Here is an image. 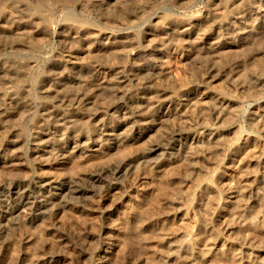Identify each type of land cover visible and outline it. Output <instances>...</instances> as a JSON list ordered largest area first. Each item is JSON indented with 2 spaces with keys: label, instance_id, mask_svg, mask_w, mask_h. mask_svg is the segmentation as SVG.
<instances>
[{
  "label": "rangeland",
  "instance_id": "rangeland-1",
  "mask_svg": "<svg viewBox=\"0 0 264 264\" xmlns=\"http://www.w3.org/2000/svg\"><path fill=\"white\" fill-rule=\"evenodd\" d=\"M57 1L0 0V29H10L8 34H3L6 36L0 33V72L4 66L16 67L21 63L17 66L18 79H5L3 73L0 74V210L3 209L1 199L9 195L11 189L30 187L39 191L41 187L36 183L42 181V177L47 180L56 176L71 181L83 180L84 176L104 166L137 159L145 148L155 144L167 147L163 149L162 160L167 174L162 171L165 175L160 176L164 178L159 176L157 183L150 180L152 183H147L151 186L149 191L142 180L138 182V177L127 175L123 170L118 185L122 190H128L127 202L111 206L109 192L112 190L99 184L94 194L75 198L73 207L70 204L69 209L67 206L51 216H57L58 221L50 218L49 211L50 203L55 201L53 193L57 186L51 187H54L53 191L49 187L44 192L47 200H39L36 204L39 210L35 207V215L30 217L31 221L38 219V225H34L37 228H32L33 224L27 226L15 216L4 218L0 211V264H31L33 261L36 264H101L100 260L104 259L102 264H264V185L259 181L264 175V122L255 119L256 113L264 115V0H240L238 4L234 0H117L115 4L114 0ZM85 2L88 5L84 6ZM67 24L86 28L97 35H92L88 41L78 36L74 42L68 40L67 43L62 36ZM14 31L21 34L20 38L12 33ZM106 38L118 42L111 52L103 48V41H108ZM88 50L93 52L87 55ZM72 55L85 61L83 68L62 67L66 58ZM241 68L245 73H240ZM46 69L52 70L48 77L45 76L48 74ZM61 71L63 75L60 76ZM44 86L52 94L56 91L57 96L45 95ZM58 86L63 91L55 88ZM201 95L213 97L211 100L218 102L216 104L224 113L228 109L230 114L228 110L224 114L218 106L211 104L206 105L209 107L204 113H198L201 108L196 99L203 98ZM46 107L50 110L47 111ZM60 130L66 134L62 136L58 133ZM196 134L202 138L210 136L202 139L204 145L199 143L206 152L201 149L200 153L204 154L199 153L198 160H193L186 146ZM110 135L121 138L119 148L109 141ZM210 137H215L216 141L210 142ZM74 146H79L81 152L86 147H99V150L96 153L83 152L88 157H84L80 150V154L75 151L79 154L78 158L76 153L75 159L65 154ZM102 156H106L105 159ZM144 168L138 169L137 173L143 171L149 175L148 172H154L153 168L147 169L149 171ZM86 178L83 183L89 181ZM237 189L240 190L239 197L233 199L236 193L231 190ZM38 215H42L41 219ZM235 230H239L238 234ZM23 234H29L34 240L29 246L23 245ZM174 236H186L190 248H177L173 243L176 238L170 240ZM26 252L33 254L26 257ZM47 255L52 257L49 259ZM42 256L47 257V261L37 263ZM24 258L32 261H24Z\"/></svg>",
  "mask_w": 264,
  "mask_h": 264
},
{
  "label": "bare ground",
  "instance_id": "bare-ground-1",
  "mask_svg": "<svg viewBox=\"0 0 264 264\" xmlns=\"http://www.w3.org/2000/svg\"><path fill=\"white\" fill-rule=\"evenodd\" d=\"M36 1V0H35ZM56 1V0H55ZM59 1V0H58ZM57 1V2H58ZM61 1H63V0H61ZM76 0H74V2H75ZM212 1H214V0H212ZM218 1V0H217ZM219 1H221V0H219ZM218 1V2H219ZM240 0H234V2L235 3H237V2H239ZM16 1H14V3H15ZM39 2V1H38ZM37 2V3H38ZM43 2H44V0H43ZM53 2V1H52ZM77 2H78V0H77ZM90 2V1H89ZM114 2V4L115 3H117L118 1L117 0H114L113 1ZM241 2V1H240ZM40 3V2H39ZM121 3V2H120ZM224 3V2H223ZM222 3V4H223ZM42 4H44V3H42ZM45 4H47V3H45ZM80 4V3H79ZM85 4H87L86 2L84 3V6H85ZM238 4V3H237ZM236 4V5H237ZM38 5H41V4H38ZM88 5V4H87ZM105 5V4H104ZM233 5V4H232ZM43 6V5H42ZM46 6V5H45ZM36 7V6H35ZM49 7H51L50 5H49ZM82 7V6H81ZM106 7V6H105ZM117 7V6H116ZM233 7V6H232ZM48 8V7H47ZM80 8V7H79ZM112 8V7H111ZM30 9V8H29ZM118 9V8H117ZM234 9V8H233ZM26 10V9H25ZM34 10V9H33ZM32 10V11H33ZM97 10V9H96ZM101 13V12H100ZM103 13V12H102ZM241 13H243V12H241ZM36 14V13H35ZM104 14V13H103ZM37 15V14H36ZM237 15V14H236ZM264 15V14H263ZM10 15H8V17H9ZM29 16V15H28ZM34 16V15H33ZM38 16V15H37ZM37 16H35V17H37ZM116 16V15H115ZM3 17V16H2ZM127 17H128V15H127ZM127 17H126V19H127ZM243 17H244V15H243ZM44 18V17H43ZM245 18V17H244ZM8 19V18H7ZM34 19V18H33ZM42 19V18H41ZM121 19V18H120ZM216 19V18H215ZM234 19H235V17H234ZM37 20V19H36ZM122 20H123V18H122ZM121 20V21H122ZM125 20V19H124ZM202 20V19H201ZM211 21V20H210ZM28 22H30V21H28ZM41 22V21H40ZM43 22V21H42ZM69 22V21H68ZM67 22V23H68ZM193 22V21H192ZM200 22V21H199ZM31 23V22H30ZM34 23V22H33ZM70 23V22H69ZM76 23H77V21H76ZM204 23V22H203ZM210 23V22H209ZM78 24V23H77ZM84 24V23H83ZM214 24V23H213ZM34 25V24H33ZM43 25V24H42ZM48 25V24H47ZM74 25V24H73ZM73 25H70V24H67L66 26L67 27H65V30H64V34L62 35V36H64L63 38H65L66 39V42L69 40V41H72V42H74V39H77L78 38V36L79 37H83L86 41H88L91 37H92V35H94V34H96L97 35V33H93V32H90L88 29H86V28H78L77 26H73ZM187 25V24H186ZM196 25V24H195ZM215 25V24H214ZM222 25V24H221ZM91 26V25H90ZM125 26V25H124ZM189 26V25H188ZM204 26V25H203ZM209 26V25H208ZM45 27H47V26H45ZM61 27V26H60ZM87 27H88V25H87ZM190 27V26H189ZM202 27V26H201ZM1 28V27H0ZM4 28V27H3ZM10 28V27H9ZM12 28V27H11ZM43 28V27H42ZM89 28V27H88ZM92 28V27H91ZM94 28V27H93ZM184 28V27H183ZM14 29V28H13ZM25 29V28H24ZM49 29V28H48ZM90 29V28H89ZM205 29V28H204ZM246 29V28H245ZM16 30V29H15ZM21 30V29H20ZM62 30V29H61ZM181 30V29H180ZM242 30V29H241ZM244 30V29H243ZM7 31L9 32L10 31V29L9 30H4V29H0V33H1V35H3L4 33H6V34H8L7 33ZM49 31V30H48ZM207 31V30H206ZM50 32V31H49ZM48 32V33H49ZM104 32V31H103ZM12 33H14V35H16L18 38H20V33H18V32H12ZM45 33H47V31L45 32ZM44 33V34H45ZM28 34V33H27ZM26 34V35H27ZM9 35H11V34H9ZM99 35H101L100 33H99ZM198 35V34H197ZM201 35V34H200ZM3 36H6V35H3ZM8 36V35H7ZM25 36V35H24ZM114 36V35H113ZM194 36V35H193ZM253 36V35H252ZM259 36V35H258ZM257 36V37H258ZM9 37V36H8ZM77 37V38H76ZM98 37V36H97ZM111 37V36H110ZM116 37V36H115ZM6 38V37H5ZM10 38H11V36H10ZM25 38V37H24ZM252 38V37H251ZM3 40H4V38H2ZM7 39V38H6ZM27 39V38H26ZM101 39V38H100ZM106 39H108V41H103L104 43L102 44L103 45V48L104 49H106L105 51H109V52H111L114 48H115V45H116V43H118V42H116L117 40H109V38H106ZM258 39V38H257ZM25 40V39H24ZM28 40H29V38H28ZM31 40V39H30ZM84 40V41H85ZM102 40H104V38H102ZM18 41V40H17ZM65 41V40H64ZM68 41V42H69ZM122 41V40H121ZM151 41V40H150ZM28 42V41H27ZM31 42V41H30ZM66 42H64V44L66 43ZM67 42V43H68ZM91 42V41H90ZM101 42V41H100ZM24 43V42H23ZM76 43V42H75ZM87 43V42H86ZM239 43V42H238ZM14 44V43H13ZM21 44V43H20ZM30 45H31V43H29ZM35 44V43H34ZM63 44V45H64ZM96 44V43H95ZM154 44V43H153ZM2 45H3V43H2ZM2 45H1V47H2ZM22 45V44H21ZM27 45V44H26ZM36 45V44H35ZM73 45V44H72ZM216 45V44H215ZM18 46H20V45H18ZM32 46H33V44H32ZM38 46H40V43H39V45ZM95 46V45H94ZM162 46H164V45H162ZM214 46V45H213ZM27 47V46H26ZM211 47V46H210ZM209 47V48H210ZM239 47V46H238ZM30 48H32V47H30ZM82 48V47H81ZM91 48V47H90ZM99 48V47H98ZM118 48V47H117ZM116 48V49H117ZM161 48V47H160ZM212 48V47H211ZM220 48V47H219ZM2 49H3V47H2ZM23 49H25V48H23ZM104 49H103V51H104ZM221 49V48H220ZM30 50V49H29ZM33 50V49H32ZM163 50V49H162ZM214 50H215V48H214ZM217 50V49H216ZM86 51V50H85ZM99 51V50H98ZM104 51V52H105ZM81 52V51H80ZM90 52L92 53L93 51H87V55L89 54L90 55ZM103 52V53H104ZM124 52V51H123ZM164 52V51H163ZM220 52V51H219ZM156 53V52H155ZM203 53V52H202ZM215 53H218L217 51L215 52ZM215 53H213V54H215ZM231 53V52H230ZM78 54V53H77ZM94 54V53H93ZM97 54V53H96ZM158 54V53H157ZM205 54V53H204ZM207 54H209V53H207ZM212 54V53H211ZM224 54V53H223ZM237 54V53H236ZM239 54V53H238ZM84 55V54H83ZM86 55V56H87ZM106 55H107V53H106ZM109 55V54H108ZM123 55V54H122ZM218 55V54H217ZM97 56H99V54L97 55ZM205 56V55H204ZM219 56V55H218ZM230 56V55H229ZM237 56V55H236ZM59 58H60V55H59ZM84 58V57H83ZM86 59H87V57H85ZM228 58V57H227ZM233 58H235V57H233ZM232 58V59H233ZM85 59V60H86ZM212 59V58H211ZM214 59V58H213ZM220 59H221V57H220ZM225 60V59H224ZM229 60V59H228ZM15 61V60H14ZM23 61V60H22ZM83 61L84 60H82V58H80L79 56H70V57H68V58H66V60H65V64H63V63H59V64H63L62 65V67H65L66 68V66L65 65H70L71 67H72V69L74 68V69H76V70H78V68H83V65H84V63H83ZM221 61V60H220ZM239 61V60H238ZM6 62V61H5ZM13 62V61H12ZM27 62V61H26ZM85 62V61H84ZM29 63V62H28ZM50 63V62H49ZM87 63V62H86ZM215 63H216V61H215ZM220 63V62H219ZM241 63V62H240ZM4 64V63H3ZM26 64V63H25ZM52 64H53V61H52ZM5 65H6V63H5ZM10 65H12V64H10ZM20 65H21V63H20ZM20 65H17V66H20ZM242 65H243V63H242ZM241 65V66H242ZM2 66V65H1ZM17 66L14 68L13 66L11 67H9V65H8V67H6V66H2L3 67V69L1 70V72H0V74L1 73H3V76H4V78L6 79V78H17L18 76H17V73H19L18 72V68H17ZM26 66V65H25ZM27 66H28V64H27ZM53 66V65H52ZM60 67H61V65H59ZM137 66V65H136ZM30 67V66H29ZM28 67V68H29ZM51 67V66H50ZM55 67V66H54ZM254 67H256V66H254ZM26 68V67H25ZM49 68V67H48ZM56 68V67H55ZM215 68H217V67H215ZM240 68V67H239ZM251 68V67H250ZM52 69V68H51ZM47 70L46 69V73H48L47 75H45V76H49V74L52 72V70ZM57 69V68H56ZM70 69V68H69ZM147 69V68H146ZM149 69H150V67H149ZM159 69V68H158ZM161 69V68H160ZM23 70V69H22ZM26 70H28V69H26ZM55 70V69H54ZM53 70V71H54ZM59 70V69H58ZM62 70V69H61ZM65 70V69H64ZM64 70H62V71H64ZM153 70V69H152ZM19 71H21L20 69H19ZM24 71V70H23ZM48 71V72H47ZM55 71H57V70H55ZM61 71V74H60V76L61 75H63L62 72ZM215 71H216V69H215ZM217 71H219V70H217ZM240 71V70H239ZM146 72V71H145ZM155 72V71H154ZM242 72V68H241V71H240V73ZM55 73V72H54ZM59 73V72H58ZM67 73V72H66ZM76 73V72H75ZM216 73V72H215ZM242 73H245V72H242ZM241 73V74H242ZM255 73V72H254ZM82 74V73H81ZM144 74V73H143ZM147 74V73H146ZM240 74V75H241ZM256 74V73H255ZM2 75V74H1ZM19 75V74H18ZM26 75V74H25ZM66 75V74H65ZM145 75V74H144ZM152 75V74H151ZM164 75V74H163ZM239 75V76H240ZM259 75H261V72H260V70H259ZM23 76V75H22ZM44 76V77H45ZM51 76H52V74H51ZM51 76H50V78H51ZM78 76V75H77ZM113 76V75H112ZM245 76V75H244ZM256 76V75H255ZM263 76V75H262ZM2 77V76H1ZM53 77V76H52ZM55 77H56V74H55ZM82 77V76H81ZM138 77V76H137ZM230 77H233V76H230ZM229 77V78H230ZM19 78H21V77H19ZM57 78V77H56ZM56 78H54L55 80H56ZM114 78V77H113ZM139 78V77H138ZM150 78V77H149ZM4 79V80H5ZM18 79V78H17ZM22 79V78H21ZM53 79V78H52ZM115 79V78H114ZM167 78H165V80H166ZM212 79V78H211ZM231 79H233V78H231ZM1 80V79H0ZM46 80V79H45ZM234 80V79H233ZM238 80V79H237ZM241 80V79H240ZM248 79L246 78V81H247ZM21 81V80H20ZM20 81H17V82H20ZM47 81V80H46ZM49 82H50V80H48ZM52 81V80H51ZM56 81H58V80H56ZM62 81V80H61ZM64 81V80H63ZM82 81V80H81ZM99 81H100V79H99ZM105 81V80H104ZM167 81V80H166ZM10 82H11V80H10ZM15 82V81H14ZM44 83H45V81H43ZM59 82V81H58ZM57 82V83H58ZM69 82V81H68ZM76 82V81H75ZM77 82H78V80H77ZM165 82V81H164ZM234 82H236L237 84H238V82L237 81H234ZM233 82V83H234ZM240 82V81H239ZM244 82V81H243ZM2 83V82H1ZM4 83V82H3ZM8 83V82H7ZM42 83V82H41ZM51 83V82H50ZM56 83V84H57ZM64 83H65V81H64ZM83 83V82H82ZM144 83V82H143ZM241 83H242V81H241ZM240 83V84H241ZM245 83V82H244ZM46 84V83H45ZM55 84V83H54ZM55 84V85H56ZM106 84V83H105ZM110 84V83H109ZM145 84V83H144ZM148 84V83H147ZM2 85V84H1ZM6 85H8V84H6ZM5 85V86H6ZM42 85H44V84H42ZM80 85V84H79ZM99 85H101V84H99ZM143 85V84H142ZM156 85V84H155ZM239 85V84H238ZM243 85V84H242ZM12 86V85H11ZM52 86H53V84H52ZM57 86V85H56ZM106 86H108V85H106ZM163 86H164V83H163ZM162 86V87H163ZM166 86V85H165ZM47 87V86H46ZM81 87V86H80ZM146 87V86H145ZM8 88V87H7ZM44 88H45V86H44ZM43 88V89H44ZM54 88V87H53ZM55 88H58L59 90H62V87H55ZM84 88V87H83ZM150 88V87H149ZM143 89V88H142ZM8 90V89H7ZM17 90V89H16ZM81 90V89H80ZM86 90H88V86H87V89ZM144 90V89H143ZM220 90V89H219ZM18 91V90H17ZM63 91V90H62ZM71 91V90H70ZM140 91V90H139ZM209 91V90H208ZM2 92V91H1ZM7 92V91H6ZM56 92V91H55ZM55 92H54V94H52V93H50L49 92V88L47 87V89L45 88L44 90H43V93L45 94V95H48L49 93H50V96H53V95H55ZM64 92H66L65 90H64ZM75 92V91H74ZM82 92V91H81ZM114 92V91H113ZM117 92V91H116ZM168 92V91H167ZM3 93V92H2ZM58 93V92H57ZM56 93V94H57ZM62 93V92H61ZM60 93V95H62ZM142 93V92H141ZM147 93V92H146ZM169 93V92H168ZM167 93V94H168ZM13 94H15V93H13ZM12 94V95H13ZM52 94V95H51ZM59 94V93H58ZM138 94V93H137ZM170 94V93H169ZM223 94V93H222ZM1 95V94H0ZM11 95V96H12ZM152 95V94H151ZM156 95V94H155ZM195 95V94H194ZM200 95V94H199ZM220 95V94H219ZM6 96H8L7 94H6ZM14 96H17V94H15ZM40 96V95H39ZM50 96H48V97H50ZM55 96H57V95H55ZM54 96V97H55ZM59 96V95H58ZM64 96V95H63ZM70 96H71V94H70ZM74 96V95H73ZM72 96V97H73ZM142 96V95H141ZM146 96V95H145ZM154 96V95H153ZM156 96H158V95H156ZM202 96V95H201ZM22 97V96H21ZM65 97V96H64ZM67 97V96H66ZM65 97V98H66ZM69 97V96H68ZM81 97V96H80ZM84 97V96H83ZM148 97V99H149V96H147ZM163 97V96H162ZM166 97H168V95L166 96ZM195 97V96H194ZM203 97V96H202ZM15 98V97H14ZM18 98H19V96H18ZM40 98V97H39ZM46 98V97H45ZM51 98H53V97H51ZM55 98H58V97H55ZM63 98V97H62ZM74 98V97H73ZM82 98V97H81ZM161 98V97H160ZM163 98H165V97H163ZM181 98V97H180ZM188 98V97H187ZM213 98V97H212ZM211 96L210 97H208V98H206V96H204L203 98H198V99H196V102H199V104H198V107H199V109L201 108V111L200 112H198V113H204L203 111H205V109H207L209 106H207V108H206V105L207 104H211V105H213L214 107H216V106H218V104H216V103H218V102H213L211 99ZM222 98V97H221ZM3 99V98H2ZM9 99H11V98H9ZM59 99H60V101H62L61 100V98L59 97ZM58 99V100H59ZM69 99H70V97H69ZM76 99V98H75ZM130 99V98H129ZM144 99V98H143ZM186 99V98H185ZM208 99V100H207ZM226 99V98H225ZM233 99V98H232ZM18 100V99H17ZM20 100V99H19ZM56 100V99H55ZM86 100V99H85ZM92 100V99H91ZM137 100V99H136ZM1 101V100H0ZM13 101V100H12ZM42 101V100H41ZM52 101V100H51ZM59 101V102H60ZM69 101V100H68ZM87 101V100H86ZM151 101H152V99H151ZM168 101V100H167ZM170 101V100H169ZM186 101V100H185ZM212 101V102H211ZM220 101V100H219ZM225 101V100H224ZM235 101V100H234ZM21 102H22V100H21ZM77 102V101H76ZM158 102V101H157ZM156 102V103H157ZM188 102V101H187ZM40 103V102H39ZM42 103H44V102H42ZM48 103V102H47ZM68 103V102H67ZM149 103H151V102H149ZM155 103V104H156ZM183 103V102H182ZM41 104V103H40ZM165 104V103H164ZM228 104V103H227ZM44 105V104H43ZM48 105V104H47ZM65 105V104H64ZM87 105H89V104H87ZM93 105V104H92ZM131 105V104H130ZM136 105H137V103H136ZM176 105V104H175ZM222 105V104H221ZM225 105H226V102H225ZM233 105V104H232ZM231 105V106H232ZM28 106H29V104H28ZM83 106H85V105H83ZM132 106V105H131ZM161 106V105H160ZM184 106V105H183ZM186 106V105H185ZM201 106V107H200ZM229 106H230V104H229ZM228 106V107H229ZM236 106V105H235ZM6 107V106H5ZM23 107V106H22ZM25 107V106H24ZM40 107H42V106H40ZM69 107V106H68ZM79 107V106H78ZM88 107V106H87ZM140 107V106H139ZM211 107V106H210ZM219 107H221V106H218V108ZM222 107H224V106H222ZM233 107V106H232ZM21 108V107H20ZM47 108V107H46ZM54 108V107H53ZM91 108V107H90ZM89 108V109H90ZM165 108V107H164ZM224 108H226V107H224ZM231 108V107H230ZM234 108H236V107H234ZM62 109H64V108H62ZM140 109H141V107H140ZM167 109V108H166ZM186 109V108H185ZM195 109H197V108H195ZM220 110H221V108H219ZM47 111H49L50 109H46ZM61 110V109H60ZM81 110V109H80ZM91 110V109H90ZM136 110V109H135ZM138 110V109H137ZM173 110V109H172ZM226 110V109H225ZM224 110V111H225ZM228 110V109H227ZM226 110V111H227ZM232 110V109H231ZM89 111V110H88ZM169 111H170V109H169ZM199 111V110H198ZM217 111H218V109H217ZM222 111V110H221ZM226 111H225V113H226ZM229 111V110H228ZM260 111V110H259ZM55 112V111H54ZM58 112V111H57ZM65 112H67V111H65ZM85 112V111H84ZM116 112V111H115ZM114 112V113H115ZM137 112V111H136ZM194 112V111H193ZM207 113H208V111H206ZM215 112V111H214ZM223 112V111H222ZM263 112V111H262ZM50 113H51V111H50ZM50 113H47L48 115L50 114ZM68 113V112H67ZM73 113V112H72ZM113 113V114H114ZM180 113V112H179ZM192 113V112H191ZM197 113V114H198ZM224 113V112H223ZM224 113V114H225ZM19 114H22V113H19ZM23 114H24V111H23ZM22 114V115H23ZM52 114H53V112H52ZM80 114V113H79ZM152 114V113H151ZM201 114H199V115H201ZM229 114H230V111H229ZM7 115H8V113H7ZM51 115V114H50ZM68 115H70V114H68ZM93 115V114H92ZM99 115V114H98ZM192 115H194V114H192ZM215 115H218V114H215ZM234 115V114H233ZM232 115V116H233ZM51 116H53V115H51ZM123 116V115H122ZM121 116V117H122ZM203 116H204V114H203ZM16 117V116H15ZM39 117V116H38ZM44 117V116H43ZM63 117V116H62ZM73 117V116H72ZM101 117H103V116H101ZM147 117V116H146ZM159 117V116H158ZM222 117V116H221ZM252 117H254V116H252ZM7 118H9V117H7ZM47 118V117H46ZM50 118V117H49ZM154 118V117H153ZM231 118V117H230ZM229 117H228V119H230ZM13 119V118H12ZM15 119V118H14ZM48 119V118H47ZM53 119V118H52ZM56 119V118H55ZM78 119V118H77ZM126 119V118H125ZM150 119V118H149ZM156 119V118H155ZM190 118H188V120H189ZM202 119V118H201ZM205 119V118H204ZM255 119L257 120V121H260L261 123L262 122H264V115H261V114H257L256 113V115H255ZM254 119V120H255ZM17 120V119H16ZM21 120V119H20ZM64 120V119H63ZM76 120V119H75ZM153 120V119H152ZM151 120V121H152ZM182 120H183V118H182ZM203 120V119H202ZM206 120V119H205ZM251 120V119H250ZM15 121V120H14ZM38 121V120H37ZM45 121V120H44ZM100 121V120H99ZM150 121V120H149ZM160 121V120H159ZM224 121H225V119H224ZM58 122V121H57ZM158 122V121H157ZM163 122V121H162ZM220 122V121H219ZM16 123H18V121L16 122ZM56 123V122H55ZM69 123V122H68ZM151 123V122H150ZM159 123V122H158ZM188 123V122H187ZM221 123V122H220ZM252 123V122H251ZM53 124V123H52ZM64 124V123H63ZM164 124V123H163ZM176 124V123H175ZM174 124V125H175ZM13 125V124H12ZM16 125V124H15ZM72 125V124H71ZM101 125V124H100ZM127 125V124H126ZM157 125V124H156ZM180 125H182V124H180ZM43 126V125H42ZM41 126V127H42ZM50 126V125H49ZM63 126V125H62ZM159 126V125H158ZM157 126V127H158ZM64 127V126H63ZM101 127V126H100ZM111 127V126H110ZM12 128V127H11ZM10 128V129H11ZM36 128H38V127H36ZM57 128V127H56ZM59 128V127H58ZM129 128V127H128ZM156 128V127H155ZM176 128H179V127H176ZM187 128V127H186ZM63 129V128H62ZM66 129V128H65ZM85 129V128H84ZM95 129H97V128H95ZM103 129V128H102ZM174 129V128H173ZM220 129V128H219ZM234 129V128H233ZM13 130V129H12ZM19 130V129H18ZM106 130V129H105ZM153 130V129H152ZM178 130V129H177ZM197 130V129H196ZM208 130H210V129H208ZM226 130V129H225ZM232 130V129H231ZM55 131V130H54ZM61 131V130H60ZM58 132V133H61V135L63 136L64 134H66L65 133V131L64 130H62L61 132ZM76 131V130H75ZM93 131V130H92ZM16 132V131H15ZM14 132V133H15ZM20 132V131H19ZM68 132V131H67ZM73 132V131H72ZM91 132V131H90ZM97 132V131H96ZM95 132V133H96ZM106 132V131H105ZM108 132V131H107ZM129 132H130V130H129ZM161 132V131H160ZM194 132H195V130H194ZM203 132H204V130H203ZM227 132V131H226ZM18 133V132H17ZM47 133V132H46ZM45 133V134H46ZM50 133V132H49ZM113 133V132H112ZM208 133V132H207ZM211 133V132H210ZM4 134H5V132H4ZM16 134V133H15ZM19 134V133H18ZM39 134V133H38ZM152 134V133H151ZM158 134V133H157ZM214 134V133H213ZM41 135V134H40ZM43 135V134H42ZM49 135V134H48ZM72 135V134H71ZM74 135H75V133H74ZM118 135V134H117ZM156 135V134H155ZM154 135V136H155ZM52 136V135H51ZM111 136V139H109V141H111V143L112 144H116V145H118L120 142H121V138L120 137H115V136H112V135H110ZM110 136H109V138H110ZM203 136V135H202ZM210 135H205L204 137L206 138H208ZM213 136V135H212ZM7 137V136H6ZM12 137V136H11ZM15 137V136H14ZM59 137H60V135H59ZM65 137V136H64ZM73 137V136H72ZM203 137V138H204ZM234 137V136H233ZM245 137V136H244ZM19 138V137H18ZM47 138V137H46ZM56 138V137H55ZM63 138V137H62ZM75 138V137H74ZM77 138H78V136H77ZM93 138V137H92ZM126 138V137H125ZM156 138H157V136H156ZM201 136H199V135H193V141L192 142H190L191 141V139L188 141V142H190L189 144H188V147L186 146V148H188L189 150H188V154H189V156L190 157H192V159L193 160H195V158L198 160V154L200 153V150L201 149H203L204 148V146H202V145H204V144H202L201 142H203L202 141V139H203ZM204 138V139H205ZM246 138H248V136L246 137ZM9 139V138H8ZM50 139V138H49ZM69 139V138H68ZM79 139V138H78ZM83 139V138H82ZM181 139V138H180ZM203 139V140H204ZM212 139V140H211ZM215 139V140H214ZM52 140V139H51ZM85 140V139H84ZM209 140H211L210 142H215L216 141V138L214 137H210L209 138ZM245 140V139H244ZM39 141V140H38ZM42 141V140H41ZM54 141V140H53ZM59 141H61V140H59ZM96 141V140H95ZM105 141V140H104ZM208 141V140H207ZM242 141V140H241ZM47 142V141H46ZM49 142V141H48ZM47 142V143H48ZM51 142V141H50ZM49 142V143H50ZM70 142V141H69ZM85 142H86V140H85ZM128 142H130V141H128ZM138 142V141H137ZM185 142V141H184ZM209 142V143H210ZM243 142V141H242ZM245 142V141H244ZM243 142V143H244ZM5 143V142H4ZM46 143V144H47ZM122 143H123V141H122ZM176 142H174V144H175ZM186 143V142H185ZM197 143V144H196ZM199 143H201L202 145H199ZM204 143V142H203ZM217 143V142H216ZM216 143H215V145H216ZM248 143V142H247ZM11 144V143H10ZM13 144V143H12ZM51 144V143H50ZM76 143H74V145H75ZM147 144V143H146ZM171 144V143H170ZM208 143H206L205 145L206 146H210V144H208ZM213 144V143H212ZM15 145V144H14ZM17 145V144H16ZM15 145V146H16ZM39 145V144H38ZM78 145V144H77ZM164 145H166V144H164ZM214 144H213V146H215ZM218 145H220L219 143H218ZM217 145V146H218ZM50 146V145H49ZM72 146H73V144H72ZM86 145H84V147H85ZM96 146V145H95ZM113 146V145H112ZM146 146V145H145ZM205 146V149L207 150L208 148ZM55 147H56V145H55ZM79 146H74V147H72L71 149L73 150V148H75L74 149V151H68L67 153L65 152V154L66 155H68V156H71V157H75V159L77 158L76 157V155L79 153L78 152V150H80V152H81V148L79 149L78 148ZM84 147H82V148H84ZM147 147V146H146ZM181 147V146H180ZM184 147V146H183ZM233 147V146H232ZM2 148V147H1ZM51 148V147H50ZM89 148V147H88ZM87 147L86 148H84L83 150H82V155L84 156L85 155V153L83 154V152H94V153H96V152H98V150H99V147L98 148H96V147H94V148H92V147H90V149H88ZM111 148H113V147H111ZM118 148H119V145H118ZM167 148V147H166ZM166 148H164V147H161V146H159V145H151V146H149V147H147V148H143L144 150L141 152V155L137 158V159H134V160H131V161H129V162H127V163H124L123 161L121 162V163H119V164H117V165H107V166H104L103 168H101V169H99V170H97L96 172H92V173H89L88 174V176H84V179L86 178V179H89V181H87L86 183H83L82 181L84 180H82V178H78L76 181H71V180H67V179H64V178H62V177H59V176H56V177H50L49 179L50 180H47V179H43V177H42V181H40L39 180V182H37L36 183V185L37 184H39V187H41L40 188V190L39 191H35L34 189H32V188H30V187H23V188H17V189H11V191H10V194L9 195H7V196H5V197H3L2 199H1V208H3V209H1L0 211H1V216L2 217H4V218H7V216H15V217H18L20 220H22V222L24 223V224H28V225H31L32 226V224H33V227L32 228H37V227H34V225L35 224H37V220H35L34 218H33V221H31L30 220V217L32 216V215H35V207H38L37 205H38V203H39V200H43V198H44V192L46 191V189H48L49 187L51 188L52 186H57V187H55V192L53 193L54 195H55V201H52V203H50L49 205H50V210L49 211H51L50 212V218H51V216H55L57 213H58V211H60V210H62V209H64L65 207H67L68 205H70L71 204V206L73 207V201L75 200V198L77 199V198H82L83 196H88V195H91V194H94L95 192H96V188L99 186V184H103V186H106V187H108V189L109 190H112V192H113V194H112V192H109V193H111V204H113V205H111V206H117L119 203L120 204H123L124 202H127L129 199L127 198V197H130V196H128V194H127V192H128V190H126V191H124V190H122V188H120V186L118 185V184H120L121 182H120V179L122 178L121 176H122V174L123 173H121V172H123V170H125V173L127 174V175H129V174H131V176H135V177H138V179H140L138 182H140L141 180H142V182L144 183V184H146V185H143V186H145L146 187V189L147 190H149V186L150 185H148L147 183H152L153 181H155V183H157L156 182V179L158 178V180H159V176L160 175H165L164 173H166V171H165V165L162 163V160L164 159V154H165V149ZM171 148V147H170ZM175 148V147H174ZM177 148V147H176ZM210 148V147H209ZM13 149V148H12ZM66 149V148H65ZM160 149H161V151H160ZM164 149V150H163ZM210 149H212V148H210ZM237 149V148H236ZM14 150V149H13ZM12 150V151H13ZM33 150V149H32ZM52 150H54V149H52ZM118 150V149H117ZM204 150V149H203ZM37 151V150H36ZM35 151V152H36ZM51 151V150H50ZM64 151V150H63ZM75 151H77V152H75ZM109 151V150H108ZM202 151V150H201ZM205 151V150H204ZM231 151V150H230ZM233 151V150H232ZM237 151V150H236ZM2 152V151H1ZM6 152H7V150H6ZM11 152V151H10ZM9 152V153H10ZM206 152V151H205ZM257 152H259V151H257ZM41 153V152H40ZM47 153V152H46ZM49 153V152H48ZM64 153V152H63ZM77 153V154H76ZM140 153V152H139ZM202 153V152H201ZM200 153V154H201ZM263 153V152H262ZM18 154V153H17ZM44 154H45V152H44ZM54 154V153H53ZM56 154V153H55ZM80 154V153H79ZM79 154L77 155L78 156V158H79ZM87 154V153H86ZM202 154H204V153H202ZM208 154V153H207ZM5 155V154H4ZM39 155V154H38ZM43 155V154H42ZM49 155H50V153H49ZM3 156V155H2ZM8 156V155H7ZM13 156H14V154H13ZM40 156V155H39ZM45 156V155H44ZM87 156V155H86ZM86 156H84V157H86ZM90 156V155H89ZM94 156V155H93ZM197 156V157H196ZM42 157V156H41ZM81 157V156H80ZM88 157V156H87ZM98 157V156H97ZM103 157V156H102ZM104 157H106V156H104ZM103 157V158H104ZM14 158V157H13ZM38 158V157H37ZM259 158V157H258ZM10 159V158H9ZM18 159V158H17ZM66 159H68V157L66 158ZM71 159H73V158H71ZM85 159V158H84ZM105 159V158H104ZM171 159V158H170ZM46 160V159H45ZM77 160H79V159H77ZM82 160V159H81ZM86 160V159H85ZM253 160V159H252ZM165 161V160H164ZM163 161V162H164ZM12 162V161H11ZM15 162V161H14ZM110 162V161H109ZM113 162V161H112ZM166 162V161H165ZM169 162V161H168ZM194 162H196V161H194ZM101 163V162H100ZM198 163H199V161H198ZM6 164V163H5ZM112 164V163H111ZM170 164V163H169ZM193 164V163H192ZM8 165V164H7ZM166 165H168V163H166ZM173 165V164H172ZM194 165H195V163H194ZM165 166V167H164ZM244 166V165H243ZM263 166V165H262ZM15 167V166H14ZM142 167H145L144 169V171H146L147 169H149V168H153L154 169V172L153 171H151V173H149L148 172V174L149 175H146L147 173H145V172H141L140 174H138L137 173V170L138 169H141ZM170 169H171V164H170ZM173 167H174V165H173ZM193 167V166H192ZM167 168V167H166ZM175 168V167H174ZM198 168V167H197ZM238 168V167H237ZM8 169V168H7ZM152 169V170H153ZM192 169V168H191ZM238 169H240V168H238ZM143 170V169H142ZM168 171H169V169H167ZM135 171H136V173L138 174V175H135L136 173H135ZM141 171V170H140ZM147 171H149V170H147ZM162 171H165L164 173L162 172ZM190 171V170H189ZM237 171V170H236ZM260 172V171H259ZM153 173V174H152ZM238 173V172H237ZM253 173V172H252ZM150 174H151V176H150ZM167 174V173H166ZM192 174V173H191ZM195 174V173H194ZM233 174H235V173H233ZM263 174H264V172H263ZM193 175V174H192ZM237 175H239V174H237ZM222 176V175H221ZM82 177V176H81ZM124 177V176H123ZM129 177V176H128ZM135 177L133 178V179H135ZM230 177V176H229ZM236 177V176H235ZM251 177V176H250ZM253 177V176H252ZM259 177V176H258ZM257 177V178H258ZM45 178V177H44ZM160 178L162 179V178H164L163 176L161 177L160 176ZM239 178H240V176H239ZM126 179V178H125ZM128 179H130V178H128ZM132 179V178H131ZM130 179V180H131ZM160 179V180H161ZM127 180V179H126ZM130 180L128 181V182H130ZM150 180H152V182H149ZM157 180V181H158ZM258 180H259V178H258ZM201 181V180H200ZM220 181V180H219ZM235 181H237V180H235ZM260 183L262 184V185H264V175H262L261 177H260ZM82 182V183H81ZM120 182V183H119ZM126 181H124V183H125ZM127 182V183H128ZM159 182V181H158ZM253 182V181H252ZM135 183V182H134ZM154 183V184H155ZM221 183H222V181H221ZM233 183V182H232ZM241 183H242V180H241ZM129 184V183H128ZM137 184V183H136ZM135 184V185H136ZM140 184V183H139ZM153 184V185H154ZM235 185H236V182L234 183ZM233 184V185H234ZM250 184V183H249ZM32 185V184H31ZM127 185V184H126ZM125 185V186H126ZM134 185V184H133ZM132 185V186H133ZM205 185V184H204ZM232 185V186H233ZM244 185V184H243ZM29 186V185H28ZM35 186V185H34ZM33 186V187H34ZM119 186V187H118ZM128 186V185H127ZM140 186V185H139ZM143 186H142V188H143ZM203 186V185H202ZM207 186V185H206ZM238 186V185H237ZM241 187H242V185H240ZM239 186V188H241ZM245 186H247V184L245 185ZM258 186V185H257ZM37 187V186H36ZM53 187V188H54ZM131 187V186H130ZM144 187V188H145ZM151 187V186H150ZM209 187V186H208ZM35 188V187H34ZM38 188V187H37ZM36 188V189H37ZM53 188H51L50 190H52ZM126 188V187H125ZM156 188V187H155ZM124 189V188H123ZM127 189H128V187H127ZM134 189V188H133ZM236 189V188H235ZM243 190H245V188L243 189ZM53 191V190H52ZM139 191V190H138ZM142 191V190H141ZM146 191V190H145ZM144 191V192H145ZM150 191V190H149ZM148 191V192H149ZM235 195H233V199H235L237 196L239 197V192H240V190L239 189H237V190H231ZM49 192V191H48ZM108 192V191H107ZM190 192V191H189ZM192 192V191H191ZM243 192V191H242ZM106 193V192H105ZM135 193H137V192H135ZM146 193V192H145ZM247 193V192H246ZM232 194V193H231ZM238 194V195H237ZM243 194V193H242ZM245 194V193H244ZM138 195V194H137ZM151 195H152V193H151ZM186 195V194H185ZM189 195V194H188ZM229 195V194H228ZM135 196V195H134ZM133 196V197H134ZM143 196H144V194H143ZM262 196V195H261ZM260 196V197H261ZM141 197H142V195H141ZM150 197V196H149ZM186 197V196H185ZM189 197H190V195H189ZM259 197V198H260ZM49 198H51L50 197V195H49ZM136 198H137V196H136ZM135 198V199H136ZM139 199H140V197H138ZM143 198V197H142ZM145 198V197H144ZM258 198V197H257ZM45 199V198H44ZM84 199V198H83ZM82 199V200H83ZM128 199V200H127ZM191 199V198H190ZM45 200H47V199H45ZM49 201H51L52 199H48ZM142 200V199H141ZM227 200V199H226ZM232 200V199H231ZM248 200V199H247ZM263 200V199H262ZM44 201V200H43ZM135 201V200H134ZM140 201V200H139ZM148 201V200H147ZM240 201H242V200H240ZM261 201V200H260ZM75 202V201H74ZM110 202V201H109ZM138 201H136V203H137ZM234 202V201H233ZM45 203V202H44ZM80 203H82V201L80 202ZM133 203V202H132ZM144 203V202H143ZM147 203V202H146ZM242 203V202H241ZM257 203V202H256ZM258 203H260L259 201H258ZM9 204H12L11 205V207H9L8 209H6L5 207H7V206H9ZM37 204V205H36ZM138 204V203H137ZM47 205V207H49L48 206V204H46ZM107 205V204H106ZM78 206H81L80 204L78 205ZM102 206V205H101ZM120 206V205H119ZM127 206V205H126ZM141 206H142V204H141ZM223 206V205H222ZM240 206V205H239ZM45 207V210H46V206H44ZM43 207V208H44ZM75 207V206H74ZM178 207V206H177ZM180 207H181V205H180ZM184 207V206H183ZM228 207V206H227ZM237 207V206H236ZM249 208H250V206H248ZM264 207V206H263ZM262 207V208H263ZM68 209L70 208L69 206L67 207ZM67 208H65V209H67ZM76 208V207H75ZM102 208V207H101ZM105 208V207H104ZM114 208V207H113ZM123 208V207H122ZM127 208H129V207H127ZM131 209H132V205H131V207H130ZM129 208V209H130ZM133 208H135V206L133 207ZM142 208V207H141ZM140 208V209H141ZM225 208V207H224ZM38 210H39V207L37 208ZM42 209V208H41ZM103 209V208H102ZM130 209V210H131ZM226 209V208H225ZM229 209V208H228ZM251 209V208H250ZM115 210V209H114ZM124 210V209H123ZM102 211V210H101ZM104 211H105V209H104ZM217 211V210H216ZM221 211V210H220ZM249 211V210H248ZM247 211V212H248ZM183 212V211H182ZM222 212V211H221ZM237 212V211H236ZM253 212V211H252ZM41 213V212H40ZM254 213V212H253ZM42 214V213H41ZM238 214H240V211H239V213ZM216 215V214H215ZM252 215H255V214H252ZM40 215H38V217H39ZM42 216V215H41ZM41 216L39 217L40 219H41ZM43 216H45V215H43ZM128 216V215H127ZM130 216V215H129ZM249 216L251 217V215L249 214ZM248 216V217H249ZM14 217V218H15ZM48 217H49V215H48ZM60 217V216H59ZM180 217V216H179ZM253 217V216H252ZM43 218V217H42ZM55 218V217H54ZM54 218L52 217L51 219H53L54 220ZM56 218H57V216H56ZM55 218V219H56ZM212 218V217H211ZM232 218V217H231ZM241 218V217H240ZM254 219V218H253ZM252 219V220H253ZM52 220V221H53ZM57 221H58V219H56ZM159 220H161V219H159ZM181 220V219H180ZM179 220V221H180ZM212 220H215V219H212ZM40 221V220H39ZM42 221V220H41ZM231 221V220H230ZM54 222V221H53ZM158 222V221H157ZM165 222V221H164ZM217 222V221H216ZM251 222V221H250ZM40 224V223H39ZM56 224V223H55ZM158 224V223H157ZM241 224V223H240ZM27 225V226H28ZM38 225V224H37ZM159 225V224H158ZM204 225H206V224H204ZM208 225V224H207ZM27 226H26V228H27ZM40 226V225H39ZM160 226V225H159ZM161 226H162V224H161ZM231 226V225H230ZM240 226V225H239ZM30 227V226H29ZM163 227V226H162ZM207 227V226H206ZM234 228V227H233ZM118 229V228H117ZM163 229V228H162ZM236 229H237V227H236ZM205 230V229H204ZM208 230V229H207ZM29 231V230H28ZM27 231V233H30L31 234V232H28ZM162 231V230H161ZM206 231V230H205ZM209 231H211V230H209ZM214 231V230H213ZM236 231V230H235ZM234 231V232H235ZM239 231V230H238ZM238 231H236V233L238 234ZM170 232V231H169ZM175 232V231H174ZM233 232V231H232ZM2 233V232H1ZM175 233H177V232H175ZM208 234H210L209 232H207ZM239 233H241V232H239ZM171 234V233H170ZM178 234V233H177ZM184 235H188V234H185V233H183ZM217 234V233H216ZM235 234V233H234ZM234 234H233V236H234ZM24 235V234H23ZM32 235V237L36 240V238H35V236H33V234H31ZM162 235V234H161ZM166 235V234H165ZM169 235V234H168ZM167 235V236H168ZM172 235V234H171ZM170 235V236H171ZM176 235V234H175ZM211 235V234H210ZM26 235H24V242H23V245L25 244H27L28 246H29V243H31V241H34V240H32V237L28 234L26 237H25ZM59 236V235H58ZM57 236V237H58ZM169 236V237H170ZM183 236V235H182ZM182 236H179L180 238H176V236H174V237H172V239H170L171 241H173V238H176L174 241H173V243H175V246L177 247V248H185V249H189L190 248V246L188 245V243L186 242V239H185V237H182ZM189 236V235H188ZM209 236V235H208ZM212 236V235H211ZM210 236V237H211ZM241 236H243L242 234H241ZM53 237V236H52ZM55 237H56V235H55ZM54 237V238H55ZM161 237H164V236H161ZM178 237V236H177ZM190 237V236H189ZM205 238V237H204ZM208 238V237H207ZM234 238V237H233ZM245 238V237H244ZM197 239V238H196ZM201 239V238H200ZM203 239V238H202ZM211 239V238H210ZM205 240V239H204ZM214 240V239H213ZM248 240V239H247ZM250 240V239H249ZM55 241V240H54ZM58 241V240H57ZM202 241V240H201ZM223 241V240H222ZM192 242V241H191ZM198 242H199V240H198ZM202 242H204V241H202ZM33 243V242H32ZM54 243V242H53ZM60 243V242H59ZM171 243V242H170ZM173 243H171V244H173ZM229 243V242H228ZM234 243V242H233ZM232 243V244H233ZM61 244V243H60ZM165 244V243H164ZM207 244V243H206ZM227 244V243H226ZM238 244V243H237ZM248 244V243H247ZM33 245V244H32ZM221 245H223V244H221ZM27 246V247H28ZM31 246V245H30ZM196 246V245H195ZM219 246V245H218ZM226 246V245H225ZM25 248H26V246H24ZM210 247H211V245H210ZM220 247V246H219ZM222 247V246H221ZM261 247V246H260ZM30 248V247H29ZM111 248V247H110ZM196 248V247H195ZM198 248H200V247H198ZM227 248V247H226ZM229 248V247H228ZM236 248V247H235ZM263 248V247H262ZM27 249V248H26ZM25 249V251H27ZM197 249V248H196ZM210 249V248H209ZM221 249V248H220ZM225 249V248H224ZM230 249V248H229ZM239 249V248H238ZM29 250V249H28ZM30 250H32V249H30ZM107 250V249H106ZM179 250V249H178ZM199 250H202L201 248L199 249ZM221 250H223V249H221ZM250 250V249H249ZM24 251V252H25ZM187 251V250H186ZM194 251V250H193ZM207 251V250H206ZM220 251V250H219ZM227 251H228V249H227ZM226 251V252H227ZM262 251V250H261ZM33 252V251H32ZM108 252V251H107ZM113 252V251H112ZM182 252V251H181ZM204 252V251H203ZM232 253H233V251H231ZM243 252V251H242ZM27 253V252H26ZM31 253V252H30ZM26 254V257H28L27 255H30V257H31V255L33 254V253H31V254ZM202 253V252H201ZM221 253V252H220ZM237 253V252H236ZM257 253V252H256ZM255 253V254H256ZM49 254V253H48ZM213 254V253H212ZM227 254V253H226ZM230 254V253H229ZM243 254V253H242ZM36 255V254H35ZM34 255V256H35ZM56 255V254H55ZM102 255V254H101ZM111 255V254H110ZM193 255V254H192ZM201 255L202 254H200V257H201ZM211 255V254H210ZM237 255V257H238V254H236ZM240 255V254H239ZM251 255H253V254H251ZM24 256V255H23ZM22 256V257H23ZM47 256H49V255H47ZM51 256V255H50ZM50 256L48 257L49 259H50ZM105 256V255H104ZM107 256V258H108V255H106ZM105 256V257H106ZM189 256H191L190 254H189ZM195 256V255H194ZM203 256V255H202ZM212 256V255H211ZM216 256V255H215ZM223 256V255H222ZM227 256V255H226ZM232 256V255H231ZM36 257V256H35ZM52 257V256H51ZM235 257V256H234ZM248 257V256H247ZM99 258V257H98ZM110 258V257H109ZM112 258V257H111ZM197 258V257H196ZM215 258V257H214ZM230 258H232V257H230ZM100 259H104V257L103 258H100ZM219 259H220V257H219ZM223 259V258H222ZM248 259V258H247ZM250 259V258H249ZM23 260V259H22ZM25 260H27L26 258H24V261ZM51 260H53L52 258H51ZM51 260H50V262H51ZM105 260V259H104ZM104 260H100V261H102V263L104 262ZM108 260H110V259H108ZM211 260V259H210ZM217 260V259H216ZM261 260H262V258H261ZM27 261H29V262H31L32 260H27ZM44 261H47V257H45V256H42V257H40V258H38L37 259V263L38 262H44ZM49 261V260H48ZM201 261V260H200ZM203 261V260H202ZM213 261V260H212ZM233 261H234V258H233ZM237 261V260H236ZM34 262V261H33ZM33 262H31V264H33ZM98 262V261H97ZM106 262H108L107 260H106ZM204 262V261H203ZM202 262V263H203ZM208 262V261H207ZM222 262V261H221ZM27 263V262H26ZM25 262H24V264H26ZM35 263V262H34ZM48 263V262H47ZM93 263H95V262H93ZM101 263V262H100ZM101 263V264H102ZM224 263H225V261H224ZM22 264H23V262H22ZM36 264V263H35ZM44 264V263H43ZM45 264H46V262H45ZM49 264V263H48ZM106 264V263H105ZM108 264V263H107ZM197 264H199V263H197ZM205 264V263H204ZM208 264V263H207ZM212 264V263H211Z\"/></svg>",
  "mask_w": 264,
  "mask_h": 264
}]
</instances>
